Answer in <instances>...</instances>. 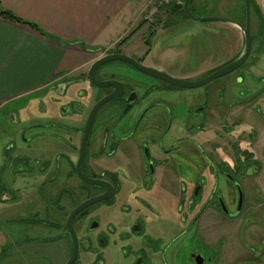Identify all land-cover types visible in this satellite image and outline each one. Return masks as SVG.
Returning <instances> with one entry per match:
<instances>
[{
	"label": "flooded vegetation",
	"instance_id": "1",
	"mask_svg": "<svg viewBox=\"0 0 264 264\" xmlns=\"http://www.w3.org/2000/svg\"><path fill=\"white\" fill-rule=\"evenodd\" d=\"M199 1L203 3V0ZM211 1L212 4L207 5L209 8L202 13L193 12L190 8L191 0L189 11L184 10L191 20L205 22L209 30L218 29L225 32L222 36L230 48L226 61L203 71L182 74L185 76L180 77L169 69L152 67L153 62L147 64L146 56L133 58L131 55L130 58L132 57L143 67L146 63L149 69H158L172 78L192 82L202 81L246 56L239 67L203 86L188 88L151 76L132 63L123 61L130 66L129 68L132 67L154 79L155 83L152 82L142 96L138 95V86L133 82L135 80L116 78L113 74L106 73L103 70L104 64L95 71V77L99 81L120 82L122 86L118 87V92L122 95L105 104L114 105L108 113L106 128L101 133L94 134V137H92V124L80 167L87 178L110 183L115 193L112 197L78 212L72 221L73 235L68 226L71 214L85 201L92 200L107 191L103 186L92 185L83 180L79 176L77 167L82 154L84 131L89 114L95 104L104 96L113 93L115 88H96L89 80V71L87 79L93 86L89 93L85 91L79 93L80 89L67 92L71 84L56 88L55 92L59 96L70 97L67 102L72 106L74 99L71 97L79 93L77 99L80 98L81 101L76 103L81 106L63 109L62 117H59L58 113L50 114L51 122L31 126L29 130L32 131L27 130L25 133V137L29 135L25 149L31 155L21 156L22 160L11 156L9 159L14 162L13 165L21 178L29 181L37 195L36 201L42 202L43 204H40L45 208L47 201L55 202L57 210L52 212L51 216L56 217L58 221L51 226L58 231V234L50 241H31L27 238L14 241L12 244L8 242L9 236L4 238L1 234L0 264H5L8 259L26 261V258L29 264H44L37 262L42 258L48 260V264H68L73 256L75 244L78 246V251L72 264H171L169 261L172 255H169L171 253L167 251V245L175 238H170L171 235L165 247L163 244L158 246V238L166 235V232L165 226L159 223L160 219L157 217H165L166 213L170 215L169 211L175 216V220L168 224L167 228L176 227L175 233L183 231L184 234L190 231L198 243L189 247L186 264H264V236L261 235H264V213L263 218L257 213L264 212V196L262 191H259L261 187L258 180L253 182L261 173L260 158L264 157V150L258 155L255 144L260 138L259 134L255 128L245 126L247 119L255 116L254 102L257 99L264 100V90H260L264 87L261 85L264 79V0ZM193 9L199 11L198 8ZM231 27L236 28L237 30H234L236 32H231ZM247 29L251 37L248 53L245 32ZM114 54L119 52L116 51ZM245 73L252 77V81L255 80V85H261V88L257 91H248V96L244 100L237 101L233 98L235 94L232 91L233 82H237L238 78L244 82ZM224 77L228 78V81L222 86L215 83ZM61 92L63 93L60 94ZM92 100L95 102L90 104ZM133 109L138 112L136 125L127 136L117 137L115 126H118L120 117L115 113L119 112V116H122ZM179 109L181 114H175ZM257 110L261 111L259 105ZM242 112L245 116H242ZM82 114L85 117L82 119L80 134L77 136L79 131L77 132L76 125ZM53 115H57V118L52 117ZM260 115L264 117L262 112ZM167 118H169L167 127L160 133V138L155 139L154 134ZM62 120L71 122V125L63 124ZM180 121H183L185 128L177 127ZM109 127L112 133L107 138ZM104 144L108 146L106 149ZM63 147L69 149V152H64ZM104 150L107 152L105 158L109 162L112 161V165L104 168L103 175L99 178L91 177L87 170L95 172L96 169H100L99 157L103 155ZM70 151L74 152L73 156H70L72 153ZM229 153H232L233 158ZM175 155L191 160L192 157L198 158V162L194 161V166L190 169L200 177L187 184L179 175L178 187H175L177 180L168 178L171 176L168 172H174L168 167V161ZM145 158L158 162L156 167L151 166V175L155 177V182L150 186L143 182L142 171L146 170ZM20 165H24L22 172H19ZM121 172L124 176H120ZM191 176L190 173V178ZM221 181L225 183L226 193L222 191L218 195L214 188L219 189L218 184ZM1 182L5 183V176L0 178ZM230 184H232L231 188ZM233 184L236 185L235 189ZM93 187L102 189L101 193L89 197L88 188ZM248 187L254 189V192L258 191L257 197L252 198L250 193H246L245 188ZM0 190L1 199L12 200L10 195L4 194V186ZM43 190H46V194ZM82 195L85 197L82 198ZM258 197L263 201H255ZM96 204H105L107 210L114 208L117 210L112 218L113 223L110 221L106 223L101 243L100 239H97L96 244L94 241L92 244L91 241L86 240V235L89 234V229L91 231L97 229L100 222L88 226L85 224V227L82 221L89 217L90 208ZM126 211L127 213H124ZM46 214L49 216L48 213ZM156 219L158 221L155 224ZM239 220L241 224L237 238L248 250L251 259L224 262L223 256L228 238L223 234L222 222ZM25 223L33 231L46 227L38 220ZM255 224L261 227L258 233L262 237L257 245H252L245 240L244 234ZM85 241L87 243L83 245ZM48 248L55 249L54 253L51 251L47 253Z\"/></svg>",
	"mask_w": 264,
	"mask_h": 264
},
{
	"label": "rangeland",
	"instance_id": "2",
	"mask_svg": "<svg viewBox=\"0 0 264 264\" xmlns=\"http://www.w3.org/2000/svg\"><path fill=\"white\" fill-rule=\"evenodd\" d=\"M210 4H212L211 0H203V3H200L199 1L198 6L195 7L198 8L199 11L196 12L192 7L193 4L191 1L190 8L193 10L194 13H202L204 10H207L209 8L207 5ZM157 5L160 7L159 10L153 14H151L150 10L149 13L145 14L146 16L143 20L145 25L143 29L141 31L139 30L140 32L138 31V35L132 37L133 39L130 45L134 46L132 47L134 48V51L129 55V53H126L127 51L123 49V47L121 48V46H118L115 51H118L119 54H123L128 57L132 55L133 58L145 57V53L147 51H150V58L149 61H147V64L152 62H160L161 65L168 67L169 70H171V72H174L175 75L203 71L204 69H208L209 67L214 66L215 64H219L222 61H226V58L228 57V50L230 48L226 44V41H224L223 39L222 35L225 34L224 31H220L218 29L214 31L209 30L208 25L205 22H197L191 20L190 17L186 14V11L182 9L183 7L177 4L174 5V8H176V10L180 9L181 12H183L182 15H186V19L184 17H180L175 22L168 23L166 22V17L168 14L166 8L170 5H161V0L158 2ZM230 31L236 32L234 30ZM240 41H242V39ZM166 50H168V52L164 54ZM145 64V67L150 68ZM104 66L107 68H105ZM104 66L103 70L106 73L113 74L116 78H128L129 80H135L133 82H136L135 85L137 84L138 86L137 92L140 96L143 95L147 87L152 85V82L155 83L152 77L132 67L129 68L130 66L126 62L112 61L104 64ZM243 76L245 77L244 82L241 78H238L237 82H233L232 91L235 93L233 95V98L237 101L244 100V98L248 96V91H257V89L261 88V85L264 86V79L261 85H255V80L253 79L252 81V77L249 76V74L245 73V75L243 74ZM226 81H228V78L224 77L219 79L215 83L222 86ZM250 85L252 87H249ZM94 90L95 93L98 92L95 87ZM260 90H264V87H262ZM82 91L86 90L83 88L81 89V91H79V93H81ZM87 92L89 93L88 90ZM79 93H77L75 97H71L74 99V108H76V106H81L76 103H79L81 101L80 98L77 99ZM68 98L70 97L59 96L56 94V92L51 93L50 91H44L36 95L25 97L23 98V100L13 102L0 111V178L2 176H5V183H0V189L2 188V186H4V194L10 195V197L12 198V200L10 201L1 199L2 191L0 190V201H2V203H0V236L1 234L4 236V238H7L9 236L10 241L8 242L10 244H12L14 241H21L27 238H29L31 241H50L51 239L57 237L58 231L51 226L54 222L58 221L56 220V217L51 216V213L57 210L55 202L47 201V208H45L44 205L40 204L42 202L38 200L36 201L37 195L31 188L32 186L30 185L29 181L27 179L21 178L22 176H20V173H18L17 169H15V165H12V161L9 159V157L12 153L16 152V148H25L27 146L26 140L29 139V135L25 137V133L27 130H29V128H31V126L49 123V121H52L50 114L58 113L59 117H62L64 113L62 111L63 109H69L70 107H73L69 104V102H67ZM94 102L95 101L92 100V102L90 101V104H93ZM112 105L114 104L110 103L104 105L99 110L93 123L92 137H94V134H97L98 132L101 133L104 128H106V119H108V113L111 111ZM254 105L255 116L253 115L252 118H248L247 122L245 123V126L247 128H255V131L259 134L260 138L255 144V149L256 151H258L259 155V152L261 150H264V117L260 115L261 112L264 114V100L261 101L260 99H257L254 102ZM258 105L261 111L257 110ZM175 114H181V110H177ZM115 115H117V117H120L118 119V126H115V135H117V137L127 136L130 133L131 129L137 123L138 112L133 109L129 113L124 114L122 116H119V112H116ZM56 116L57 115H53L52 117ZM242 116H245L244 112H242ZM167 119L165 122H162V127H160L157 130L156 134H154L155 139L160 138V133L163 131L164 128L167 127L169 123V118ZM182 122L183 121L177 123V127L182 126L183 128H185ZM62 123L66 125H71V122L69 121L62 120ZM140 128H142V125ZM29 131H32V129ZM111 133L112 129L111 127H109L107 132V138L108 135H111ZM104 146L105 149L108 147L107 144H104ZM90 148L91 146L88 149L89 156L91 155ZM106 153V150H104L103 155L99 157V170L96 169L95 172L87 170V173L91 177L99 178L101 175H103L102 170L104 168H107V166L112 165V161L109 162L105 158L107 157ZM229 154L233 158L232 153ZM260 160L262 170L258 178L256 180H253V182L258 180L257 182H259L261 187L259 191H262L264 196V157H261ZM194 161L198 162V158L195 159L194 157H192L191 160L185 158L184 156L181 157L180 155L170 157L168 161V167L171 168L174 172H168L171 175L170 177L168 176L169 180L174 179V181H176L180 175L188 184L192 183V181L200 177V175L197 177L195 173H192V169H190L193 168ZM145 164L146 170L142 171L144 179L143 182L147 184V186H150L155 182V177L151 175V166L156 167L158 165V162H153L152 160L145 158ZM190 173L192 174L191 178ZM119 174L120 176H124L122 172ZM129 184L130 181L128 180L127 185L129 186ZM224 184L225 183L221 181L218 184L219 189L216 187L214 188L216 190L215 192L218 195L221 194L222 191L226 193V188ZM138 185L139 184L137 182V186ZM231 185L232 184L229 185L230 188ZM175 187H178V180L176 181ZM235 187L236 185L233 184L234 189ZM88 189L89 197H93L94 195L100 194V191L102 190L99 187H93ZM245 191L246 193H250V196L252 198L257 197L256 194L258 193V191L254 192V189L250 187H248L247 189L245 188ZM43 193L46 194V190H43ZM84 197L85 195H82V198ZM169 201H171V199ZM255 201H263V199L261 200V198L258 197ZM116 210L117 209L115 208L107 210L105 204H96L92 206L89 210V217L82 221L83 225L86 224L88 226L90 224L92 225L95 222H100V225L97 229L93 231H91L90 229L88 230L89 234L86 235V240L91 241L92 244H94V241L96 244L97 239H100L101 243L104 238V232L107 226L106 223L107 221L112 222V218H114V216L116 215ZM130 212L131 211L128 208V213ZM46 213H48L49 216H47ZM124 213H127V211ZM168 213L170 215H167L166 213L165 217H157V219H160L159 223L165 226L164 230L166 232V235H163V237L158 238V246L160 247V245L163 244V246L165 247L167 242H169L168 237L172 235L170 238H175V240L171 241L167 245V251H170L171 254L169 255H172L170 256L169 262H171V264H186V255L189 250V247L193 245H198V243L196 241L195 236L190 231H187V233L183 234V231L175 233V230H177L176 227H170V229H168V224L174 222L175 220V216L172 215L170 211ZM257 213H259L261 215V218H263V211H258ZM134 215H136V213H134ZM157 219L155 221V224L158 221ZM30 220H38L42 222L46 227L43 226L41 227V229L33 231L30 229V227H28V225H25V222ZM222 223L224 228L222 229L223 234L225 237L228 238V244L226 245V249L224 251L225 256H223V261L232 263L234 261L241 262L244 260L251 259V255L248 253V250L243 247V245L237 238V231L240 228L241 221H223ZM260 228L261 227L256 224L251 226L250 229L247 230V233L244 234L245 240L252 245H257L260 237L264 236L263 234H261L262 236H260V234L258 233V229ZM80 237L81 239L83 238L82 235ZM85 243L87 242H83V245ZM54 250L55 249L48 248L46 249V252L48 253L51 251L54 253ZM47 256H49V254H47ZM165 259L167 260V258ZM37 262H42L44 264L49 263L48 260H45L43 258L42 260H37ZM4 263L29 264L27 258L26 261L21 259L19 261L8 259Z\"/></svg>",
	"mask_w": 264,
	"mask_h": 264
},
{
	"label": "crops",
	"instance_id": "3",
	"mask_svg": "<svg viewBox=\"0 0 264 264\" xmlns=\"http://www.w3.org/2000/svg\"><path fill=\"white\" fill-rule=\"evenodd\" d=\"M0 1L4 9L12 11L23 20L37 23L52 37H45L24 24L0 19L1 111L25 97L44 91L55 93L59 86L71 84L67 92L83 88L85 92L92 91L93 86L87 79V73L93 63L116 52L118 46L130 55L134 51V46L130 45L132 37L143 29L145 14L152 7H158L160 0ZM191 1L193 8L198 6L199 0ZM169 5L166 8V22H175L180 17L186 19L180 9L174 8L175 4ZM230 29L237 30L234 27ZM145 55L149 61L150 51ZM151 66L169 69L160 62ZM84 117L83 114L79 116L77 136ZM63 148L64 152H69V149ZM15 150L11 154L15 159L22 160L21 156L31 155L25 148ZM70 152L68 154L73 156L74 152ZM23 166L20 165L19 172L24 170Z\"/></svg>",
	"mask_w": 264,
	"mask_h": 264
},
{
	"label": "water",
	"instance_id": "4",
	"mask_svg": "<svg viewBox=\"0 0 264 264\" xmlns=\"http://www.w3.org/2000/svg\"><path fill=\"white\" fill-rule=\"evenodd\" d=\"M184 7L187 11H189V0L185 1ZM246 36H247V53L250 50V46H251V37H250V33H249V29H247L246 31ZM246 59V56H244L242 59H240L239 61H236L234 63H231L230 65L226 66L225 68L217 71L216 73L210 75L209 77H207L206 79L202 80V81H198V82H192V81H184V80H179V79H175L172 78L158 70H154V69H149L146 67H143L141 65H139L135 60H133L132 58L123 55V54H109L106 55L100 59H98L95 63H93V65L91 66L89 73H88V77L90 82L96 87V88H107V87H114L115 91L107 96H104L103 98H101L96 104L95 106L92 108L89 117H88V121H87V125L84 131V139H83V145H82V154H81V158L77 167V171L79 173V176L85 180L86 182L92 184V185H100L103 186L107 189V191L102 194L99 195L97 197H95L92 200L89 201H85L84 203H82L70 216L69 218V222H68V226L69 229L73 235V229H72V221H73V217L80 212L81 210H83L84 208L101 202L102 200L108 199L110 197H112V195L115 193L114 188L112 187V185L108 182L102 181V180H93V179H89L86 176L83 175V173L81 172V162L84 158V150H85V146H86V142H87V138L88 135L90 133L91 130V126L99 112V110L109 101H111L112 99L116 98L117 96L122 95L121 92H118V87L122 86L120 82L118 81H99L96 77H95V71L97 70V68H99L100 66H102L103 64L112 62V61H126L129 63H132L134 66H136L137 68H139L140 70H142L143 72L157 77L159 79H163L173 85L176 86H181V87H188V88H194V87H199V86H203L205 84H207L208 82L226 74L227 72H230L232 70H234L235 68L239 67ZM78 251V246L77 244H75V250L73 253V256L71 258V260L68 262V264H72V262L74 261V259L76 258V254Z\"/></svg>",
	"mask_w": 264,
	"mask_h": 264
},
{
	"label": "trees",
	"instance_id": "5",
	"mask_svg": "<svg viewBox=\"0 0 264 264\" xmlns=\"http://www.w3.org/2000/svg\"><path fill=\"white\" fill-rule=\"evenodd\" d=\"M189 2H190V0H189ZM182 9L184 10L185 7L183 6ZM0 19H4V20H7V21H10L13 23L24 24V25L30 27L31 29L37 31L41 35H43L45 37L52 38L37 23L23 20L19 16H17L16 14H14L12 11L4 9L2 4H1V1H0Z\"/></svg>",
	"mask_w": 264,
	"mask_h": 264
},
{
	"label": "built area",
	"instance_id": "6",
	"mask_svg": "<svg viewBox=\"0 0 264 264\" xmlns=\"http://www.w3.org/2000/svg\"><path fill=\"white\" fill-rule=\"evenodd\" d=\"M185 3V0H161V5L163 4H166V5H169V4H177L179 6H183ZM159 6L157 7H152L151 8V14L153 13H156L158 10H159Z\"/></svg>",
	"mask_w": 264,
	"mask_h": 264
},
{
	"label": "bare ground",
	"instance_id": "7",
	"mask_svg": "<svg viewBox=\"0 0 264 264\" xmlns=\"http://www.w3.org/2000/svg\"><path fill=\"white\" fill-rule=\"evenodd\" d=\"M110 54H114V53H110ZM109 55V54H108Z\"/></svg>",
	"mask_w": 264,
	"mask_h": 264
}]
</instances>
